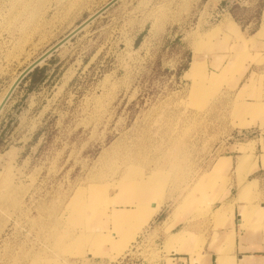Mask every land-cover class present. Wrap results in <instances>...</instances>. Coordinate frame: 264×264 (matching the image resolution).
Listing matches in <instances>:
<instances>
[{
	"label": "rangeland",
	"instance_id": "rangeland-1",
	"mask_svg": "<svg viewBox=\"0 0 264 264\" xmlns=\"http://www.w3.org/2000/svg\"><path fill=\"white\" fill-rule=\"evenodd\" d=\"M110 1L0 0V101ZM64 45L36 120L0 112V264L198 256L229 187L264 201V0H119Z\"/></svg>",
	"mask_w": 264,
	"mask_h": 264
},
{
	"label": "crops",
	"instance_id": "crops-1",
	"mask_svg": "<svg viewBox=\"0 0 264 264\" xmlns=\"http://www.w3.org/2000/svg\"><path fill=\"white\" fill-rule=\"evenodd\" d=\"M58 50L28 73L7 102L8 107L13 108L18 103L23 105L20 117L24 122L35 121L36 117L32 113L42 110L46 98L58 89L62 71ZM221 158L228 162L230 168V158ZM245 164L246 160L238 161L235 171L245 168ZM255 181L258 180L247 182L242 187V194L255 187ZM232 190L233 187H229L223 201H215L218 204L215 212L220 210L221 213L214 215L216 236L198 252V256L193 255L192 250L186 247L178 252L170 251L173 258H162L155 264H264V201H237V197H231ZM170 219L167 245L171 247L183 241L184 232L171 234L181 221H176L175 217ZM159 235L163 237L162 232Z\"/></svg>",
	"mask_w": 264,
	"mask_h": 264
},
{
	"label": "water",
	"instance_id": "water-1",
	"mask_svg": "<svg viewBox=\"0 0 264 264\" xmlns=\"http://www.w3.org/2000/svg\"><path fill=\"white\" fill-rule=\"evenodd\" d=\"M119 0H111L108 4L102 7L99 11L95 14L87 18L83 21L80 25H78L74 30H72L69 34H67L63 39L49 48L45 53H43L38 59L32 62L28 67H26L15 79L11 87L9 88L8 92L6 93L5 97L0 103V112L2 111L3 107L6 105L7 101L10 99L11 95L21 83V81L30 73L34 68H36L41 62H43L46 58L50 57L53 53H55L60 47H62L65 43H67L71 38H73L76 34L82 31L86 26H88L91 22H93L96 18L102 15L105 11L115 5Z\"/></svg>",
	"mask_w": 264,
	"mask_h": 264
},
{
	"label": "bare ground",
	"instance_id": "bare-ground-1",
	"mask_svg": "<svg viewBox=\"0 0 264 264\" xmlns=\"http://www.w3.org/2000/svg\"><path fill=\"white\" fill-rule=\"evenodd\" d=\"M198 67H199V64L196 61H193L192 64L190 65V68H189V72H190V74H192V76H194L196 74ZM1 101H2V99H1ZM224 165H225L224 162L220 161V163L218 164V168H221Z\"/></svg>",
	"mask_w": 264,
	"mask_h": 264
}]
</instances>
